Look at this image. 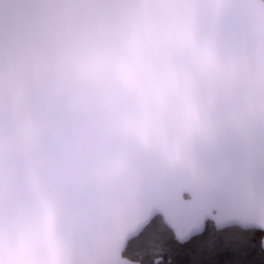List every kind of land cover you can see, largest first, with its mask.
I'll use <instances>...</instances> for the list:
<instances>
[{
  "label": "snow or ice",
  "instance_id": "1",
  "mask_svg": "<svg viewBox=\"0 0 264 264\" xmlns=\"http://www.w3.org/2000/svg\"><path fill=\"white\" fill-rule=\"evenodd\" d=\"M225 241L264 264V0H0V264Z\"/></svg>",
  "mask_w": 264,
  "mask_h": 264
},
{
  "label": "trees",
  "instance_id": "2",
  "mask_svg": "<svg viewBox=\"0 0 264 264\" xmlns=\"http://www.w3.org/2000/svg\"><path fill=\"white\" fill-rule=\"evenodd\" d=\"M229 245H230V241H225V245L217 249L214 255L210 257L201 256L200 258L202 260L210 259L213 262V264H229V262L235 261L240 258L238 255L233 254L232 252L229 251ZM248 258L255 259L257 261L260 259L259 255L256 253H254ZM176 259L178 261V264H190L191 257L187 255H180V256H177Z\"/></svg>",
  "mask_w": 264,
  "mask_h": 264
},
{
  "label": "clouds",
  "instance_id": "3",
  "mask_svg": "<svg viewBox=\"0 0 264 264\" xmlns=\"http://www.w3.org/2000/svg\"><path fill=\"white\" fill-rule=\"evenodd\" d=\"M77 85L75 84V82L71 79H66V80H62L60 81L57 85H56V93L58 96L60 97H67L69 100V103L71 104L74 97H75V89H76Z\"/></svg>",
  "mask_w": 264,
  "mask_h": 264
}]
</instances>
